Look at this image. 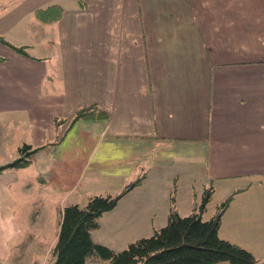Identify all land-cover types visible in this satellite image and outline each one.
I'll return each instance as SVG.
<instances>
[{
    "label": "crops",
    "instance_id": "0c3cea01",
    "mask_svg": "<svg viewBox=\"0 0 264 264\" xmlns=\"http://www.w3.org/2000/svg\"><path fill=\"white\" fill-rule=\"evenodd\" d=\"M81 1L0 0V38L27 53L0 41V168L24 146L64 142L65 189L26 182L32 164L0 173V259L46 264L66 206L145 177L103 216L96 244L117 252L151 237L172 197L186 217L213 185L204 220L237 193L220 237L264 262V0ZM53 6L59 21L38 18ZM35 44L53 57L33 56ZM49 57L60 87L47 86ZM92 105L107 118L76 120ZM36 197L48 205L30 214ZM61 199L48 245L43 209Z\"/></svg>",
    "mask_w": 264,
    "mask_h": 264
},
{
    "label": "trees",
    "instance_id": "16d2710c",
    "mask_svg": "<svg viewBox=\"0 0 264 264\" xmlns=\"http://www.w3.org/2000/svg\"><path fill=\"white\" fill-rule=\"evenodd\" d=\"M80 3L84 7L81 0ZM62 13L61 7L53 6L39 11L38 18L47 23L57 22ZM0 41L27 56L23 48H17L3 38ZM105 118L107 113L96 105L81 109L76 116V120ZM39 151V148L32 151V147L24 146L20 150V158L1 167L0 173L30 166V158ZM144 178L130 183L118 195L91 196L85 207L77 204L66 206L52 250V264H88L92 259L108 264H264L247 249L220 237L223 217L237 193L221 203L210 220H204L203 216L215 194L213 185L205 189L201 202L186 217L179 214L175 197H172L168 224L156 230L151 237L137 240L121 252L96 244L93 232L100 229L103 216L113 211L126 194L141 185Z\"/></svg>",
    "mask_w": 264,
    "mask_h": 264
},
{
    "label": "rangeland",
    "instance_id": "374dc122",
    "mask_svg": "<svg viewBox=\"0 0 264 264\" xmlns=\"http://www.w3.org/2000/svg\"><path fill=\"white\" fill-rule=\"evenodd\" d=\"M40 36V35H38ZM39 40V39H37ZM31 54L33 56H38V57H42V56H52L53 55H44V53H42V47H38L36 44L34 45V48H30L28 49ZM51 57H49V59L47 60V64L45 69H49L50 70V76L48 77V80H55L53 83H49V81H47V86L50 87H60V85L62 84V79L60 77V74H56L55 69L57 68V66L55 67V63L56 61H52V59H50ZM52 84V85H50ZM53 89V88H52ZM61 121L60 118H58V120L55 121V123ZM64 124V122H63ZM63 134V131H58V134L56 135V140H59L61 138ZM33 156V155H32ZM63 157H64V142L59 143L57 145H49L48 147L42 148L38 154H35L32 158H33V163L30 167H28L23 173L24 179L26 180V182L33 184L34 180H36L38 183H40L42 186H44L46 183H49V185L51 184L54 189H57V185H60V191H64V161H63ZM43 169H46L48 172L52 171V176L51 173H49L47 176L43 175L40 176V173ZM26 177V178H25ZM38 186V185H37ZM36 186V187H37ZM35 187V186H34ZM71 200V199H70ZM70 200H68L67 202L64 201V204L68 205L69 202H71ZM61 201H54L52 202V210L50 211H46V209L44 208V214L46 213V217L45 219L47 221H50L52 223L51 226H47V230L49 231L46 234H44V236L46 238H48V240L50 239V242L46 241V244L50 245L54 239V237L57 235L58 233V221H59V216H60V211L62 208L61 205ZM39 204V206L41 207L42 205L46 206L48 205V203H46L42 198L36 197L33 198L32 201H30V205L33 208L30 211V214H35V204ZM38 207V205H37ZM22 228V227H21ZM40 229L43 230L45 227H41ZM39 229V230H40ZM42 232V231H41ZM127 248V247H126ZM125 248V249H126ZM124 249V250H125ZM123 250L117 251V252H121ZM47 254V255H46ZM45 255V260L44 263L46 264H51L52 263V253H46ZM2 255V254H1ZM11 258V257H9ZM9 258L6 259V261H4L3 259H0V264H10V260ZM27 258V257H26ZM12 259V258H11ZM28 261V260H27ZM27 261H24V259H21V263H26ZM88 264H107L104 261H100V260H96V259H92L88 262Z\"/></svg>",
    "mask_w": 264,
    "mask_h": 264
}]
</instances>
